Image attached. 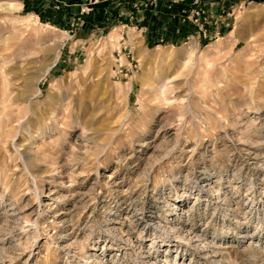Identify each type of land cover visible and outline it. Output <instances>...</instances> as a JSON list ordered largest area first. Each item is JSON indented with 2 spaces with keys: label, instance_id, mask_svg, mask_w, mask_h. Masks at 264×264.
<instances>
[{
  "label": "rangeland",
  "instance_id": "374dc122",
  "mask_svg": "<svg viewBox=\"0 0 264 264\" xmlns=\"http://www.w3.org/2000/svg\"><path fill=\"white\" fill-rule=\"evenodd\" d=\"M0 264H264V0H0Z\"/></svg>",
  "mask_w": 264,
  "mask_h": 264
},
{
  "label": "bare ground",
  "instance_id": "6f19581e",
  "mask_svg": "<svg viewBox=\"0 0 264 264\" xmlns=\"http://www.w3.org/2000/svg\"><path fill=\"white\" fill-rule=\"evenodd\" d=\"M48 68V67H47ZM47 68H46V70H45V73H47ZM44 75V74H43ZM41 78V76L39 77V78H37V80H35V81H33V86H36L37 85V83H38V81H39V79ZM29 79H31V78H25L24 77V79H23V82H24V84L23 85H25L24 87H25V89H26V87H28V85H29ZM26 92V90L24 91L23 90V94ZM38 94V93H37ZM21 95V94H20ZM20 95L17 97V99H19L20 98ZM30 96V95H29ZM35 96V95H34ZM26 97L28 98V96L26 95ZM25 98V97H24ZM15 101V100H14ZM11 114V113H10ZM51 115V114H50ZM44 120H46V119H44ZM39 122L40 123H38L39 124V126L41 125V127L43 126V123H44V121L42 122L41 120H39ZM37 126V125H36ZM42 128H44V127H42Z\"/></svg>",
  "mask_w": 264,
  "mask_h": 264
}]
</instances>
